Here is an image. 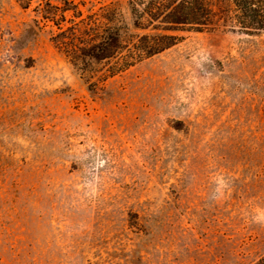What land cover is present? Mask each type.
Instances as JSON below:
<instances>
[{"label":"rangeland","instance_id":"374dc122","mask_svg":"<svg viewBox=\"0 0 264 264\" xmlns=\"http://www.w3.org/2000/svg\"><path fill=\"white\" fill-rule=\"evenodd\" d=\"M65 1L0 0V264H255L264 35L187 33L91 91L37 13Z\"/></svg>","mask_w":264,"mask_h":264},{"label":"trees","instance_id":"16d2710c","mask_svg":"<svg viewBox=\"0 0 264 264\" xmlns=\"http://www.w3.org/2000/svg\"><path fill=\"white\" fill-rule=\"evenodd\" d=\"M31 1L18 0L24 9ZM128 9V18L117 3L85 16L68 0L62 6L45 2L37 13L52 23L51 41L91 91L177 46L187 33L223 23L240 34L264 35V0H128ZM255 264H264V256Z\"/></svg>","mask_w":264,"mask_h":264}]
</instances>
